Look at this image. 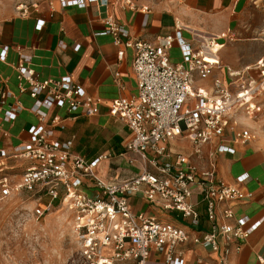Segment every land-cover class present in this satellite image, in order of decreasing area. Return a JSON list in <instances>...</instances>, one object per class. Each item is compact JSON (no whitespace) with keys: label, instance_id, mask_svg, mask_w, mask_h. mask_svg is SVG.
Returning <instances> with one entry per match:
<instances>
[{"label":"built area","instance_id":"built-area-1","mask_svg":"<svg viewBox=\"0 0 264 264\" xmlns=\"http://www.w3.org/2000/svg\"><path fill=\"white\" fill-rule=\"evenodd\" d=\"M58 1L61 7H104L105 29L97 34L112 37L119 60L126 48L133 51L136 91L129 97L113 98L108 108L109 114L130 130L125 150L137 156L140 169L125 178L105 180L96 167L103 161L111 162V154L87 160L72 152V139L61 141L55 133V127H64L61 118L53 115L48 119V111L58 107L91 116L99 112L100 99L87 94L69 75L36 80L30 56L19 54L14 66L18 86L34 99L29 110L38 121L28 128V138L21 148L0 149V196L30 193L36 217L46 215L53 204L60 203L71 217L80 250L77 264H185L180 248L190 241L217 252L224 262L230 243L235 242L234 248L239 250L240 241L264 219L262 216L251 222L248 216H234L233 205L251 197L239 187L249 177L248 172L240 173L232 184L216 173L219 154H233L234 145H244L254 138L255 128L248 122L256 123L264 133V105L257 99L264 91V78L256 82L223 67L217 49L211 48L213 41L203 39V46L194 47L183 38L178 21L172 35L160 36L155 43L130 38L128 29L116 21L108 7L112 3L147 16L152 7L141 4L143 0ZM37 5V0L21 5L20 13L27 15ZM41 25L39 20L37 27ZM174 43L180 51L177 62L169 57ZM78 48L76 45L74 49ZM7 51V46L0 45V61H5ZM221 68L226 70L227 80L214 75ZM210 77L209 86L196 84ZM41 93L44 96L39 98ZM5 96L6 92L0 93V106ZM15 116V108L0 107L3 121ZM178 139L190 143L191 155L171 150L170 142ZM7 160L24 162L22 166L17 164L19 175L11 172L15 167H8ZM127 162L132 165L136 160L129 158ZM86 186L94 191L87 193ZM131 196H140L162 212L179 214L194 230H198L203 212L208 228L190 234L173 221L134 211Z\"/></svg>","mask_w":264,"mask_h":264},{"label":"crops","instance_id":"crops-1","mask_svg":"<svg viewBox=\"0 0 264 264\" xmlns=\"http://www.w3.org/2000/svg\"><path fill=\"white\" fill-rule=\"evenodd\" d=\"M37 1V7H31L27 15L16 12L0 18V45L8 47L5 61H0V93L6 92L5 102L0 107L3 110L16 109L13 120L3 121L0 117V149L12 151L21 148L28 138V128L38 121L29 110L34 99L28 91H20L14 68L19 54H26L30 56L36 80L69 75L72 80L82 84L87 94L100 99L99 112L91 116L58 107L49 110L48 119L58 115L64 125L63 128H54L58 138L61 141L71 138V151L87 160H93L100 154H111V162L103 161L96 167L97 174L105 180L133 175L140 169V164L135 154L125 150L131 132L122 121L109 114L108 108L113 98L129 97L136 91L132 70L133 51L126 48L119 60L112 37L97 34L105 29L104 7L94 4L84 8L61 7L58 0ZM258 1L143 0L141 4L152 7L147 16L139 11L119 9L112 3L108 10L119 24L128 29L130 38L152 43L160 36L172 35L175 22L178 21L187 42L200 47L203 46V39L208 42L212 40L220 45L216 48V55L223 67L259 82L264 78V21L257 24L242 23L244 14H249L251 10L260 11L264 16V1L260 3L261 6H258ZM39 20L42 21L40 28L37 27ZM243 31L257 32V35L237 38L236 33L241 35ZM228 37L231 41L236 40L227 43ZM76 45H79L77 50L74 49ZM169 57L172 62L180 60L176 43L169 50ZM214 75L228 79L224 68L215 70ZM197 82L198 85L209 86L211 77ZM43 96L44 93H41L39 98ZM257 99L264 105V91ZM248 124L255 128L254 138L244 145H234L233 154H219L216 173L218 178L232 184L240 173L248 172L249 177L239 187L250 192L251 197L234 204L233 212L235 217L248 216L253 222L264 216V133L257 128L256 123ZM170 148L186 155L192 152L190 143L185 139L171 141ZM120 153L124 156L119 157ZM129 158L136 162L130 165L127 162ZM17 164L22 166L24 162ZM17 164L7 160L8 167H15L11 171L15 174L20 171ZM18 175L14 176V180ZM85 191L91 194L94 188L86 186ZM129 202L132 210L173 221L190 234L208 228L203 212L198 230H194L179 214L162 212L140 196H131ZM198 208L202 211L203 205L200 204ZM234 245L235 242L230 243L231 250L224 262H220L217 252L191 241L182 244L180 249L185 264H264V219L245 240L240 241L239 250Z\"/></svg>","mask_w":264,"mask_h":264},{"label":"rangeland","instance_id":"rangeland-1","mask_svg":"<svg viewBox=\"0 0 264 264\" xmlns=\"http://www.w3.org/2000/svg\"><path fill=\"white\" fill-rule=\"evenodd\" d=\"M30 1L33 0H0V18L20 12L19 6ZM262 1H258V6ZM242 19V23L257 24L264 21V16L251 10ZM243 35L252 37L257 32L236 33L237 38ZM229 39L227 43L236 40ZM34 206V197L24 191L10 197L0 196V264H77L80 250L69 212L59 203L53 204L46 215L36 217Z\"/></svg>","mask_w":264,"mask_h":264},{"label":"bare ground","instance_id":"bare-ground-1","mask_svg":"<svg viewBox=\"0 0 264 264\" xmlns=\"http://www.w3.org/2000/svg\"><path fill=\"white\" fill-rule=\"evenodd\" d=\"M217 47H218V46H217V43H213L212 46H211V48H212L213 50H215Z\"/></svg>","mask_w":264,"mask_h":264}]
</instances>
